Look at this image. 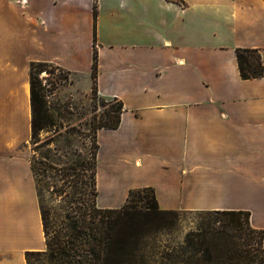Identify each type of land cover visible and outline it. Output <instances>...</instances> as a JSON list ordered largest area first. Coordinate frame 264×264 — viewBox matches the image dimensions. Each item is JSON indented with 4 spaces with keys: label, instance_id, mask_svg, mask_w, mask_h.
Segmentation results:
<instances>
[{
    "label": "crops",
    "instance_id": "obj_1",
    "mask_svg": "<svg viewBox=\"0 0 264 264\" xmlns=\"http://www.w3.org/2000/svg\"><path fill=\"white\" fill-rule=\"evenodd\" d=\"M94 48L98 95L122 103L95 132L96 206L152 187L160 209L248 211L264 247V74L243 79L236 57L264 62V0H0V264L47 247L30 64L71 72L89 97Z\"/></svg>",
    "mask_w": 264,
    "mask_h": 264
},
{
    "label": "rangeland",
    "instance_id": "obj_2",
    "mask_svg": "<svg viewBox=\"0 0 264 264\" xmlns=\"http://www.w3.org/2000/svg\"><path fill=\"white\" fill-rule=\"evenodd\" d=\"M30 72L40 81L46 100L44 108L51 119L39 131L38 138L31 141V160L47 156L60 163H76L77 169L70 170V185L65 187V192L46 189L43 182L38 184L36 181L40 193L39 207L41 205L44 212L48 232L45 234L47 247L45 251L27 255V260L28 264H78L83 256L80 246L83 240L76 238L70 215L77 199L91 203L96 198L90 182V169L82 171L80 164L83 161L91 167L96 151L91 121L107 120V111L118 109L119 102L99 96L97 90L95 93L91 90L90 96L84 97L79 93L82 83L74 84V74L60 67L35 63L30 65ZM34 165L36 169L40 166L38 163ZM48 186L55 187L51 183ZM147 195L136 193L129 202L136 203L138 197ZM175 211L157 220H146L137 228L138 259L143 264H202L201 254L195 253L185 239L188 234L203 230L209 216L201 211ZM62 247L64 254H60Z\"/></svg>",
    "mask_w": 264,
    "mask_h": 264
},
{
    "label": "trees",
    "instance_id": "obj_3",
    "mask_svg": "<svg viewBox=\"0 0 264 264\" xmlns=\"http://www.w3.org/2000/svg\"><path fill=\"white\" fill-rule=\"evenodd\" d=\"M93 14L96 16V5H93ZM236 57L240 76L243 79L261 77L264 74V62L257 49L236 48ZM35 63L31 62V66ZM45 64V63H43ZM98 73L97 50L94 48L91 64V90L96 91ZM39 79L30 72V104H31V140L38 138L39 131L51 121L45 107V97ZM122 103L119 108L107 111V120L91 121L94 128L96 151L93 152L91 167L81 161V170L90 169V182L93 186V195L96 197V143L97 128H115L120 122ZM35 163L40 166L35 168ZM88 163V161H86ZM76 163H60L50 160L47 156L32 160V171L38 184L43 182L46 189L63 191L70 185V170H76ZM86 167V169H85ZM80 170V171H81ZM75 176V175H74ZM59 187H56L59 181ZM51 183L53 188L48 186ZM87 190V189H86ZM136 193L149 194L133 201ZM38 195H40L38 190ZM77 199V198H76ZM41 217L45 234L47 226L44 212L41 208ZM73 226L76 238L81 237L80 246L83 256L78 264H143L138 254L137 228L146 220H157L163 215L174 214L175 210L160 209L157 205L154 189L143 187L130 190L126 202L119 208H98L95 199L86 203L79 198L72 209ZM209 216V222L203 230L188 234L185 242L195 253L201 254L202 264H264V247L262 245L263 230L253 228L249 222L250 213L246 210H207L201 211ZM49 245V244H48ZM60 254H64L63 247ZM34 252H28L27 255ZM38 253V252H37Z\"/></svg>",
    "mask_w": 264,
    "mask_h": 264
},
{
    "label": "bare ground",
    "instance_id": "obj_4",
    "mask_svg": "<svg viewBox=\"0 0 264 264\" xmlns=\"http://www.w3.org/2000/svg\"><path fill=\"white\" fill-rule=\"evenodd\" d=\"M138 163V162H137Z\"/></svg>",
    "mask_w": 264,
    "mask_h": 264
}]
</instances>
